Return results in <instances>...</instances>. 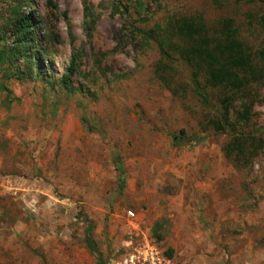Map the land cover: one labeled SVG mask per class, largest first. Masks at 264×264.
I'll return each mask as SVG.
<instances>
[{"label":"rangeland","instance_id":"rangeland-1","mask_svg":"<svg viewBox=\"0 0 264 264\" xmlns=\"http://www.w3.org/2000/svg\"><path fill=\"white\" fill-rule=\"evenodd\" d=\"M143 2L145 23L129 0H21L35 52L0 63V264H97L88 237L106 264L145 238L171 264H264V153L228 161L189 67L142 36L178 15L231 17L243 32L261 8ZM15 3L0 0V37ZM260 91L249 129L264 128Z\"/></svg>","mask_w":264,"mask_h":264},{"label":"trees","instance_id":"trees-1","mask_svg":"<svg viewBox=\"0 0 264 264\" xmlns=\"http://www.w3.org/2000/svg\"><path fill=\"white\" fill-rule=\"evenodd\" d=\"M129 1L135 5L138 21L145 23L152 18L143 0ZM235 1L261 8L260 14L244 13L246 31L241 32L240 25L231 17L209 22L201 15H178L167 18L164 25L142 31V36L157 43L164 59L171 60L170 53L174 52L189 67L200 106L208 112V126L204 129L210 127L216 133L226 134L228 140L222 148L225 158L235 167L245 168L264 153V128L249 129L253 108L261 100L260 89L264 86V39L258 40V36L264 35V0ZM21 6V0H16L10 7L8 36L0 37L8 45L7 49H0V63L20 59L28 51L35 52L31 47L36 39L34 21ZM25 59L41 65L38 53ZM74 68L71 62L63 74L65 86L69 85ZM17 71L19 75L23 72ZM119 181L123 187L121 171ZM86 241L97 264H106L92 240L88 237ZM166 254L172 255L169 250Z\"/></svg>","mask_w":264,"mask_h":264},{"label":"built area","instance_id":"built-area-1","mask_svg":"<svg viewBox=\"0 0 264 264\" xmlns=\"http://www.w3.org/2000/svg\"><path fill=\"white\" fill-rule=\"evenodd\" d=\"M128 217H133V213L128 212ZM110 264H171V261L155 242L145 238L126 242L113 254Z\"/></svg>","mask_w":264,"mask_h":264}]
</instances>
